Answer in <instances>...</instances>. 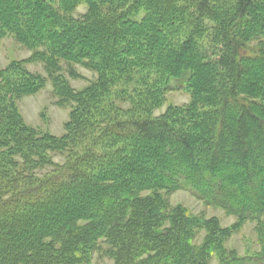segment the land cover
<instances>
[{
    "label": "trees",
    "instance_id": "16d2710c",
    "mask_svg": "<svg viewBox=\"0 0 264 264\" xmlns=\"http://www.w3.org/2000/svg\"><path fill=\"white\" fill-rule=\"evenodd\" d=\"M7 35L36 51L0 70V264H86L100 241L113 264H264L224 246L246 220L264 234V0H0ZM48 80L73 104L61 136L16 105ZM173 89L189 104L153 116ZM181 189L239 224L162 193Z\"/></svg>",
    "mask_w": 264,
    "mask_h": 264
},
{
    "label": "rangeland",
    "instance_id": "374dc122",
    "mask_svg": "<svg viewBox=\"0 0 264 264\" xmlns=\"http://www.w3.org/2000/svg\"><path fill=\"white\" fill-rule=\"evenodd\" d=\"M87 10L85 5L80 6L75 11V16H80ZM36 49L26 47L19 42L14 35H7L3 38L0 44V70L8 66L13 61H22L30 58ZM64 66V74L68 78L71 86L76 90H81L88 86L96 79L95 72L84 68L81 65L74 64L73 68L79 74L76 78L71 77ZM26 67L32 72L47 75L44 69V64L39 61H32L26 64ZM176 81H172L175 85ZM177 85V84H176ZM191 97L186 90L173 89L166 93L164 102L158 108L153 110V116L161 115L168 109H174L177 106L189 104ZM132 99L123 98L117 100V103L122 106L124 111L132 109ZM18 110L22 115L24 122L35 128H39L43 132H48L56 136H61L65 133V124L70 118L73 104H59L58 96L54 91V85L50 80L43 89L32 95H25L19 98L16 102ZM55 160L59 163L64 162V158L60 155L55 156ZM48 167L43 172L51 170ZM163 196L169 200V203L174 206H181L192 216H196L203 220L216 219L220 227L228 228L239 224V220L228 214L224 209L206 204L198 199L189 190L181 189L173 193L162 191ZM233 232L225 238L224 246L229 252L239 255H253L263 249L264 234L262 237V229L259 221L246 220L240 223ZM207 232L203 229L197 235L195 242L201 244L204 242ZM100 247L92 252V257L89 263L86 264H113L114 260L105 255L104 250L107 247L106 242L100 241ZM218 259H214L212 264H218Z\"/></svg>",
    "mask_w": 264,
    "mask_h": 264
}]
</instances>
